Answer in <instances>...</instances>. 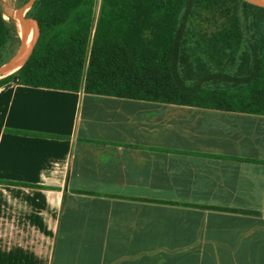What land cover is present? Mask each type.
Wrapping results in <instances>:
<instances>
[{"label": "crops", "instance_id": "obj_1", "mask_svg": "<svg viewBox=\"0 0 264 264\" xmlns=\"http://www.w3.org/2000/svg\"><path fill=\"white\" fill-rule=\"evenodd\" d=\"M0 264H264V114L14 75Z\"/></svg>", "mask_w": 264, "mask_h": 264}, {"label": "trees", "instance_id": "obj_2", "mask_svg": "<svg viewBox=\"0 0 264 264\" xmlns=\"http://www.w3.org/2000/svg\"><path fill=\"white\" fill-rule=\"evenodd\" d=\"M92 1L35 0L27 14L38 22V43L16 72L0 79V85L17 75L25 85L66 90L82 85L94 94L264 114V80L258 84L264 77V7L232 0L226 28L181 47L180 19L196 7L222 0H104L83 77ZM147 29L149 39L144 37ZM18 44L16 19L0 0V65ZM189 68L208 76L200 74L195 84H187ZM212 68L216 72H210ZM227 75L229 81L253 85L244 105L225 101L220 81ZM212 76L215 86L208 83ZM202 81L207 85L200 86Z\"/></svg>", "mask_w": 264, "mask_h": 264}, {"label": "rangeland", "instance_id": "obj_3", "mask_svg": "<svg viewBox=\"0 0 264 264\" xmlns=\"http://www.w3.org/2000/svg\"><path fill=\"white\" fill-rule=\"evenodd\" d=\"M103 1L104 0H93L92 1L91 15H90L91 27H90V31H89V35L87 39V45L85 48V59H84L85 63L83 67V77L86 72L92 38L94 35L96 25L99 21L101 11H102ZM1 2L3 5V8L7 11V13L12 15L15 18L17 7L21 3V1L1 0ZM232 12H233V1L232 0H222V1H217L211 5L196 7L193 9L192 12L188 13L185 18L180 19L183 13V10H181L180 17H179L180 23L178 26L179 28L182 29L181 30L182 34L180 36L181 47L189 46V45L193 46L197 43L198 40L204 39L206 37L208 38L209 36H212V34L217 33L223 30L224 28H226L230 23ZM5 17H7V14L5 15ZM32 18L35 19L34 17ZM39 34H40V28L37 22L35 41L33 42V45L29 48L31 52L34 50V48L36 47L38 43ZM144 37L147 39L152 37V34L149 31V29L144 31ZM182 60H184V58ZM203 60L205 62H211L210 64H213V60L211 58L209 59V58L204 57ZM231 69H232L231 72L233 73L235 68L233 67ZM182 71L183 70L180 68L179 73L181 74ZM188 71L192 72V74L186 77L185 79L186 83L195 84L198 81L197 78H199V75L201 74L200 71H198L196 68H192V69L189 68ZM212 71L216 72V70H214L213 68L210 70V72ZM215 72L212 74H216ZM202 76H208V74L202 73L201 77ZM228 76L229 75H227V79L224 78V80L220 81L221 89L223 88V96L226 98L225 101L228 103L237 105V106L244 105V103L247 102L245 100V98H247L245 95L248 94L249 91H253V85L249 87V85L246 83H243L242 80L233 79L232 81H229ZM236 76L240 77L239 75H236ZM208 79H209L208 80L209 85L215 86V84L211 82V80L214 79V76L209 77ZM261 80H264V77L259 80L258 84H260ZM205 85H207V83H205L204 81H202L200 84V86L202 87ZM251 102H254V101L251 100Z\"/></svg>", "mask_w": 264, "mask_h": 264}, {"label": "water", "instance_id": "obj_4", "mask_svg": "<svg viewBox=\"0 0 264 264\" xmlns=\"http://www.w3.org/2000/svg\"><path fill=\"white\" fill-rule=\"evenodd\" d=\"M35 0H24L22 1L19 6L17 7L16 14L18 16L19 27L16 26L18 29V36H19V44L14 51V53L0 65V79L6 76L7 71L18 61L22 59H26L31 50L27 46V40L31 33V29L33 26L37 28V22L35 19L30 17L27 14V9L31 7ZM249 3L264 7V0H244Z\"/></svg>", "mask_w": 264, "mask_h": 264}, {"label": "bare ground", "instance_id": "obj_5", "mask_svg": "<svg viewBox=\"0 0 264 264\" xmlns=\"http://www.w3.org/2000/svg\"><path fill=\"white\" fill-rule=\"evenodd\" d=\"M15 19L17 21V25L19 27V21L17 20L18 19V16L17 14L15 13ZM11 24V23H10ZM35 35H36V27L33 26L32 27V31H31V34L29 35V38L27 40V46L28 48H30L32 45H33V42L35 41ZM24 59L18 61L17 63H15L6 73V75L8 74H11L13 72H16L18 70V68L21 66V64L23 63Z\"/></svg>", "mask_w": 264, "mask_h": 264}]
</instances>
